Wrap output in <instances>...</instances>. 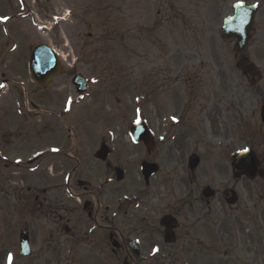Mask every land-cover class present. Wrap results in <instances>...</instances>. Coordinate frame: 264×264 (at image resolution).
Wrapping results in <instances>:
<instances>
[{"label": "rangeland", "instance_id": "1", "mask_svg": "<svg viewBox=\"0 0 264 264\" xmlns=\"http://www.w3.org/2000/svg\"><path fill=\"white\" fill-rule=\"evenodd\" d=\"M237 1L259 4L243 52L258 72L253 83L235 68L239 56L234 55L233 42L223 40L219 33L221 20ZM38 43L51 46L63 66L62 75L45 94H33L31 84L26 83L30 81L28 51ZM76 73L91 82L89 93L76 94L70 83ZM0 74L9 77L6 85L10 87L2 92L7 87L0 82V129L39 130L40 145L53 144L67 124L76 138L67 143L61 139V145L80 150L97 146L103 138L113 150L129 151L119 153L122 161L136 160L140 148L128 134V125L140 115L148 127L160 128L157 109L171 111L177 98L188 97V86L196 81L191 107L201 103L206 110L219 109L210 123L220 133L234 118L232 133L238 150L252 148L259 158L264 155L258 146L264 136L258 116L264 102V0H0ZM12 80L25 88L13 90ZM66 97L71 103L61 116ZM173 97L176 100L169 99ZM31 98L53 110L54 116L23 113V104ZM205 125L209 127L207 121ZM54 172L48 169L43 173L56 184L60 180L51 177ZM12 176L10 182L0 178V264H25L18 255L19 225L25 222L33 231L32 250L37 256L55 216L32 212L22 221L24 211L16 198L25 183L17 179L20 175ZM261 185H252L254 194L259 195H255L259 209L264 203L259 201L264 192ZM11 187L13 195L9 197ZM53 195L58 196L56 203L64 197L60 190L49 197ZM257 234L254 241L262 236ZM71 241L69 234L61 232L60 264H103L89 258V248L72 247ZM253 246L254 264H261L258 257L263 249ZM45 255L53 256V247Z\"/></svg>", "mask_w": 264, "mask_h": 264}, {"label": "flooded vegetation", "instance_id": "2", "mask_svg": "<svg viewBox=\"0 0 264 264\" xmlns=\"http://www.w3.org/2000/svg\"><path fill=\"white\" fill-rule=\"evenodd\" d=\"M8 78L2 74L1 83L8 84ZM26 83L31 84L33 94L48 92V87L41 88L36 82ZM90 84L85 85V93L90 92ZM195 84L191 82L188 97L177 98L171 111L157 109L160 128L149 127L150 144L139 142V157L128 162L122 161L119 153L129 151L113 150L103 138L86 149L61 145V139L67 143L76 138L71 125L65 124L48 145H40L39 130L0 129V178L10 182L17 174L25 183L16 198L23 207L22 221L32 212L55 216L37 256L32 250L33 231L25 222L19 225L18 235L26 231L29 242V254L20 260L25 264H60L63 232L70 235L72 247L89 248V258L103 264H254V243L258 250L263 249L258 257L263 264L264 203L259 209L255 202L259 195L254 194L252 185L258 182L264 191V178L239 176L234 164L238 153L232 133L234 118L224 133L212 128V115L219 114V109L206 110L201 103L191 107L197 94ZM13 85V90L25 88ZM70 103L66 97L63 105ZM23 108L34 117L54 116L37 98L29 99ZM62 112L61 107L59 113L64 116ZM258 116L264 132V122ZM258 146L264 151V136ZM253 151L258 168L264 170V155L259 158ZM142 163L153 165L148 178ZM48 169L55 170L51 177L59 183L46 180L43 172ZM10 190L9 197L13 195V188ZM59 190L64 197L56 203L58 196H49ZM260 198L264 202V192ZM255 232L262 234L257 241ZM51 247L53 256L47 258L45 252Z\"/></svg>", "mask_w": 264, "mask_h": 264}, {"label": "water", "instance_id": "3", "mask_svg": "<svg viewBox=\"0 0 264 264\" xmlns=\"http://www.w3.org/2000/svg\"><path fill=\"white\" fill-rule=\"evenodd\" d=\"M231 8V15L221 21L220 33L224 39L235 40L233 50L235 53H240L247 45L249 31L252 27L257 7L255 5H247L243 2H236L232 4ZM245 62V59H241L236 63V67L241 68ZM27 65L31 77L42 87L49 85L52 77L61 72L57 54L45 44H38L31 48ZM247 72L252 77L256 75L251 65L247 67ZM84 81L81 76L74 77L73 83L77 87L78 92L85 91ZM260 114L261 121L264 122V106H262ZM129 132L135 141L141 140L146 145L150 144L151 137L142 121L130 126ZM234 164L237 170L249 179L254 178L256 174L260 178L264 177V170L257 169V159L249 149L239 151L235 156ZM152 166L147 163H142L141 167L145 178L153 172L154 168ZM19 248L22 256H26L29 253L26 232L20 233Z\"/></svg>", "mask_w": 264, "mask_h": 264}, {"label": "snow or ice", "instance_id": "4", "mask_svg": "<svg viewBox=\"0 0 264 264\" xmlns=\"http://www.w3.org/2000/svg\"><path fill=\"white\" fill-rule=\"evenodd\" d=\"M9 261H11V256L9 255Z\"/></svg>", "mask_w": 264, "mask_h": 264}]
</instances>
